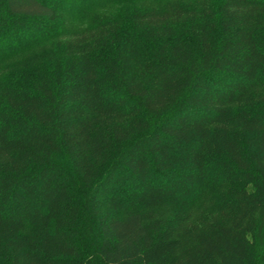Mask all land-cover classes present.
<instances>
[{"label":"trees","instance_id":"obj_1","mask_svg":"<svg viewBox=\"0 0 264 264\" xmlns=\"http://www.w3.org/2000/svg\"><path fill=\"white\" fill-rule=\"evenodd\" d=\"M19 57L0 264H264V0H0Z\"/></svg>","mask_w":264,"mask_h":264},{"label":"rangeland","instance_id":"obj_2","mask_svg":"<svg viewBox=\"0 0 264 264\" xmlns=\"http://www.w3.org/2000/svg\"><path fill=\"white\" fill-rule=\"evenodd\" d=\"M92 15V12H91ZM90 15H80L77 16L79 19L81 18L80 21H76L74 16H69V24L72 28V30H80L83 28H86L88 26V24L90 23ZM89 17V18H87ZM21 58H13V59H9L4 65H0V74L3 68H5L6 66L9 67L11 65H17L20 63ZM204 208V209H203ZM210 210V203L209 201L204 198L203 201H198L194 203V206L190 209V213L192 214L193 218L198 217L202 212L205 211H209ZM167 213L166 208L163 209H155L154 211L150 212L149 214H151L152 216H158L161 214Z\"/></svg>","mask_w":264,"mask_h":264}]
</instances>
